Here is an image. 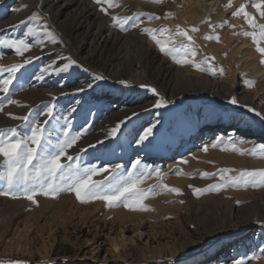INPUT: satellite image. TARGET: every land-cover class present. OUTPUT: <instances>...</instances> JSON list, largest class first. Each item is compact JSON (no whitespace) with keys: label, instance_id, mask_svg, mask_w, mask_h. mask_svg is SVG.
I'll return each instance as SVG.
<instances>
[{"label":"rangeland","instance_id":"rangeland-1","mask_svg":"<svg viewBox=\"0 0 264 264\" xmlns=\"http://www.w3.org/2000/svg\"><path fill=\"white\" fill-rule=\"evenodd\" d=\"M167 1L171 3V7H174V0ZM254 2H259V0H235L233 8L225 19L226 23L230 27H239L244 32L252 33L249 28L250 25L243 14L233 15L243 5L245 11L251 17L256 18L259 15L260 22L264 25V16H261L252 6ZM12 4L10 2L9 7ZM135 4H145L151 8L159 6L157 2L149 0H117L119 12L116 17L125 18V13L128 9L134 8ZM66 10H70L69 6H66ZM149 14L152 17L158 16L159 18L162 15L160 12H149ZM0 16L2 19L6 17L4 14ZM159 18H155L154 23L157 22L160 29L167 28L168 32L170 30V33L166 32L168 36L176 35L177 31H174V27L168 26L170 22H164ZM147 23V25L154 24L153 21ZM121 32V38L116 47L111 43L107 45L105 53L101 57V62L108 61L116 56H124L125 58L128 52H133L132 47L139 46V44L132 43L133 37L127 35L128 29ZM58 35L60 41L70 48V57L78 62V67L88 71L93 76L99 74L105 77L104 80H100L102 83L98 95L108 96L110 95V89L113 90L118 103L117 106L110 103L111 109L113 107V109H117L122 105L124 108L129 107L134 112H145L147 116L149 115L148 112H151L149 119L140 122V124L136 123L138 131L136 130V135L130 139L129 144L128 141H122L123 138L127 139L129 136L130 129H127L121 138H111L104 143L103 147H90V145H96L97 141H103L102 138H99V136H102V129L114 127L113 125L111 127L106 125V120L110 115V112L106 109L107 106L101 107L102 105L98 103L94 108V103L79 97L77 94L72 95L77 85L83 86L85 84L80 75L73 70L75 67L70 69L68 73L44 75L45 78L39 83L28 80L26 83L30 84L26 85L27 89L25 84L19 86L17 83L24 74H27L29 78H33L37 74V70L26 65L25 72L23 71L24 73L21 72V74L18 70L16 73L18 78H15L13 85L10 86V89H14L10 91L15 93L9 92L0 96V105H2L0 129L15 127L23 132L25 122L15 117L40 113L39 118L41 121L44 118L46 119L47 117L43 113L46 111L45 106L52 102L49 97L57 91L65 93L67 89V93H70L73 98L67 96L68 100L63 103L61 100H57L53 104L57 109L54 110V114L60 117H68L69 109L76 108L77 110L71 114L68 121L62 118L60 123L70 122L73 130L88 129L86 134L71 149H68V154L75 156L79 153L81 163L84 166L95 164L99 167H113V164L119 163L122 175H127L128 172L132 171L131 163L134 161V156H136L143 164L158 167L161 172L166 174V178L162 181L163 184L168 185L169 188L181 189L182 195L158 189V192L156 191L154 195L143 202L149 209L148 211L130 210L125 208L123 204L108 207L105 202L100 200L82 203L77 200L72 192L61 193L56 198L37 195L38 204H34L25 198L13 199L10 196L0 195V221L4 214L10 215L11 218L10 224L6 225L5 228L0 227V264H16V262H20V264H125L123 260L113 257L109 252L107 239L108 235L114 236L121 233V229L124 235L133 238L135 243L142 244L146 242L155 250L153 255L130 259L129 264H208L209 259L223 251L224 247L227 254L235 251L234 257L238 258L239 244L250 237L253 239L257 237L259 253L264 255V230L258 231V225L251 221L254 217H257L261 220L259 222H261L264 229V187L234 188L228 186L218 192H205L203 195L194 194L193 191L195 188L206 189L209 185L222 183L219 175H216L222 169L233 170L227 173L228 176L238 175L240 170L264 169V157L258 158L248 152L254 145H264V140L250 142L248 140L251 138L250 136L245 137L246 140L228 137L213 148L211 145L216 143V139L209 136L204 145V138L199 137L195 144L183 147L185 141L182 140L180 135L173 148L168 150L169 152L162 158H157L154 152H160L162 145L167 143L166 140L170 137V131H172L171 123H169V128L159 126L154 130L153 137L150 138L152 143L147 148L135 144L134 140L138 138V134L151 125V120L156 119L155 115L158 112L165 110L172 112L184 105L211 106L209 97L201 94L189 97L179 92L169 95L159 82L135 85L122 84L112 80L114 70L108 71L110 73H103L99 68L86 61L92 48L99 49L105 38L108 37L107 32L95 37L93 47H88L89 44H87L79 51L72 40L63 34ZM250 36L248 35L246 39H251ZM157 57L160 58V54ZM50 63L62 66V60L55 59L52 55L45 60L42 67L45 68ZM1 74L4 78H7L6 71ZM239 77L237 76L235 79L236 87L240 86ZM141 85L156 88L159 96L153 94L150 87H141ZM29 87H32V90L36 93L33 95L28 93L31 90ZM18 88H23L21 95L25 94L27 97L19 95ZM6 96L18 102L15 104L16 106L7 103ZM160 96H163L169 103L163 108H153L152 105ZM58 97H61L60 94ZM38 98H41L40 101L35 106H31L32 102ZM109 101V99L106 100L107 103ZM7 108L9 109L7 110ZM144 109H148V111H144ZM239 114L244 116L246 123L251 127L264 133V125L259 115L256 116L247 109L240 111ZM230 140L236 143V148L240 151L232 150ZM123 145L129 151L127 158L123 157L122 148L124 147H121ZM203 146H208L207 152L202 150ZM192 149L199 150L204 155L197 159L196 163L192 165L193 167H184L180 163L178 164L179 161L190 155ZM241 152L245 154H241ZM2 159L0 157V163H2ZM61 159L62 162L66 160L65 157ZM157 160H159V166H156L155 162ZM191 168L193 169L191 170ZM202 173H209L210 175L203 177ZM105 176H107V173H100L93 176L92 179L103 180ZM158 183H160V180L153 175L145 179L141 187L147 189ZM3 189H5V184L0 182V190ZM180 201H183V203H180ZM58 210H60L59 216L54 214ZM120 213L135 219L130 218L131 222L120 223V219H117ZM137 231H140L142 236L136 237L134 232ZM251 245L250 242L243 243L245 253L253 248ZM60 249H67V252L58 254ZM102 258L105 260L97 262V259ZM231 260L228 259L227 264ZM251 262L250 258L245 259V264H252Z\"/></svg>","mask_w":264,"mask_h":264},{"label":"bare ground","instance_id":"bare-ground-1","mask_svg":"<svg viewBox=\"0 0 264 264\" xmlns=\"http://www.w3.org/2000/svg\"><path fill=\"white\" fill-rule=\"evenodd\" d=\"M149 1L157 2L159 6L151 8L145 4H135L134 8L128 9L125 13L126 17L141 14L140 22L135 27H127L129 31L127 35L133 37L132 43L139 44V46L132 47L133 52H128L125 58L124 56H116L113 59L101 62V57L104 55L107 45L111 43L116 47L121 38L122 32L118 26H113L112 19L119 12L117 0H104L102 7L107 10L106 12L101 11V5H97L95 0H0V15L4 14L6 16L5 19L0 18V40L25 39L33 45L29 52L24 53L23 56H19L13 49L0 44V69L4 70L14 64H23L24 60L31 56V63L26 65L37 70V74L33 78H29L27 74H24L17 83L19 86L25 84V88L27 89L26 85L28 83L26 81L31 80V82L35 83L42 81V79H37V77L43 69L42 65L45 63V60L50 56L54 55L55 59L58 58L65 61L71 54L70 48L64 45L59 37L56 43H53L47 38L45 30L52 31L57 36H59L58 34L65 35L74 42L78 51L87 44H89L88 47H93L95 37L100 36L103 32H107L108 37L105 38L104 42L102 41L103 43L99 49L92 48L91 54L86 61L92 64V66L99 68L103 73H110L108 71L114 70L112 80L117 82L126 81V83L135 85L147 82H159L169 95L179 92L189 97L196 94L209 97L211 106L198 107L196 105H184L176 108L172 112L165 110L155 115L156 119L151 120V124L158 122L157 127L160 126L163 128H167L169 123L172 125L170 137L168 136L169 138L166 140L167 143L162 145L160 152H154L157 158H162L166 155L169 152L168 150L173 148L180 135L182 136V140L185 141L183 147L195 144L199 137L204 138V145L209 136H213L215 139L217 137H233L237 140H246L245 137L250 136L251 138L248 139L250 142L264 140V133L261 130L251 127L246 123L244 116H240L239 114L244 109L248 110L252 108L254 110L251 112L254 115L258 116L257 113H260L259 118L264 125V63H261V60H264V56H261L257 51V43L254 42L252 36H250L251 39H246L247 36L244 35L245 32L242 28H233L226 23L225 19L233 8L235 0H174V7H171V3L167 0ZM10 2L13 3L11 7H9ZM109 4L115 6L110 7ZM66 6H69L70 10H66ZM149 12H160L162 15L159 19L164 20V22H170L168 26L174 27V31H177V26H179L181 30L187 31L193 37L192 42H189L186 37L178 36L177 33L174 36H168L167 33H170V30L163 36L159 34V31L153 33L161 40H173L176 46L185 45L190 50L195 49L196 56L192 57L189 55L188 59L199 63L202 68L206 69L205 71L197 70L192 63L177 64L170 56L159 51V47L150 38V35L143 32V29H160V25L157 22L154 23L156 21L155 17L152 19L148 18L149 16L152 17ZM33 13L36 14L34 19L32 18ZM152 21L154 24L147 25V22ZM254 22L256 27L253 28L250 26V31L256 33L259 46L264 47V38L260 36V26L263 24L260 22L259 15H257ZM192 28L198 30L192 32ZM29 29H32L36 35L29 36ZM206 36L213 38L205 39ZM217 36L219 40L215 38ZM172 46L171 43L168 45V47ZM157 53L160 54V58L157 57ZM25 66L19 69V73L25 70ZM74 67L73 70L80 75V78L85 83L83 86L86 87L87 82L91 80L93 75L77 65ZM208 68L213 69L215 74L207 71ZM49 73L56 74L50 70L49 72H45L44 75ZM237 76H240V86L238 85V87L235 86ZM173 80L176 83H173ZM248 81H253L254 84L249 86ZM94 83L96 85L94 89L77 95L94 103V108H96L98 103L102 105L101 107L107 106L106 109L110 112L106 120L107 126H115L118 122L125 121L117 137H110L108 135L110 129L107 127L105 130L102 129L104 134L102 133V136H99V138H102L103 142L106 143L111 138H121L125 134V130L130 129L127 139H122L123 142L128 141L127 143L129 144L130 139L138 131L136 123L140 124L142 121L145 122L149 119L151 112H148L149 115L147 116L145 112H134L129 107L124 108L122 105L117 107L118 110L113 109L114 107L111 109L112 104L116 105L118 103L115 93L110 89V95H98V90L100 91L99 87L102 82L99 80L94 81ZM79 86L81 85H77V87ZM18 89L19 91L17 92L21 95L23 88ZM29 89L31 90L28 93H32V95L36 93V91L32 90V87H29ZM10 92L15 93L14 91ZM67 92L66 89L65 93ZM62 93L64 92L57 91L52 94L49 97V100L52 101L51 104H54L57 100H61L63 103L68 100V97L73 98V94ZM4 94L0 92V96ZM59 94L61 97H58ZM25 96L27 97V95ZM53 97L56 99L53 100ZM232 97L237 98V104L233 105L229 102ZM40 99L34 100L31 106H35ZM107 99L110 100L108 103L106 102ZM54 110H57L56 107H54ZM133 113H137L138 115L133 116ZM127 117H132L130 122L126 121ZM100 147L103 146L97 145L93 148ZM121 147H124V145ZM128 152L127 148H122L124 158L128 157ZM189 154L182 161H179L178 164L180 163L184 167L192 166L196 163L197 159L204 155L196 149H192ZM137 158L134 156V160ZM158 161L155 162L156 166H159ZM183 161H187V163ZM116 165L120 164L115 163L113 167ZM58 213H60V210L54 214L59 216ZM31 215L33 214L31 213ZM130 218L133 217L120 213L117 219H120L119 222L123 223L130 221ZM251 221L258 225V231L264 230L261 222H259L261 221L260 219L254 217ZM10 223V215L4 214L0 221V227L5 228ZM134 235L136 237L142 236L140 231L134 232ZM107 239L109 252L113 257L123 260L125 264H129L128 261L130 259L153 255L155 253V250L146 242L138 244L135 243L133 238L126 237L122 229L121 233L114 236L108 235ZM244 242H250L252 243L251 246H253L247 253L244 252ZM244 242L239 244L238 257L241 254H246L245 259L250 258L252 264H264V255L260 254L258 250L259 241L257 237L254 239L252 237L247 238ZM66 252L67 249H60L58 254ZM234 255L235 251L227 254V250L224 247L223 251H220L209 259L208 264H227L228 259H232L229 263L232 264L233 259L236 258ZM253 256L255 258H252ZM104 260V258L97 259V262Z\"/></svg>","mask_w":264,"mask_h":264},{"label":"snow or ice","instance_id":"snow-or-ice-1","mask_svg":"<svg viewBox=\"0 0 264 264\" xmlns=\"http://www.w3.org/2000/svg\"><path fill=\"white\" fill-rule=\"evenodd\" d=\"M97 5H101V11H107L102 7L104 0H95ZM110 7L115 5L109 4ZM230 6V5H229ZM252 6L257 12L264 16V0L254 2ZM243 14L247 23L253 28L256 27L255 18L251 17L245 7L242 5L234 16ZM140 15L135 14L133 16L125 17L123 19L113 16V26H118L121 31H125L127 27H135L140 22ZM36 16L33 13L32 18ZM149 19L153 17L149 16ZM155 18H159L158 16ZM223 26V25H221ZM198 29L192 28V32H196ZM159 31V34L163 36L167 29L161 28L159 30L143 29L144 33L150 35V38L159 47V51L165 55L170 56L177 64L192 63L193 66L200 71H205L199 63H196L188 59V56H196L195 49H189L185 45L176 46L173 40H161L157 38V35L153 34ZM29 36L36 35V33L29 29ZM45 35L53 43H56L58 36L52 31L45 30ZM177 35L186 37L189 42H192L193 37L189 35L187 31L181 30L177 26ZM245 36L251 35L254 42L257 43V51L264 56V47L259 46V41L256 38V33H244ZM260 36L264 38V25L260 26ZM211 36H206L205 39H212ZM219 40V37H215ZM172 47H168L169 44ZM0 44L8 46L13 49L19 56H23L24 53L29 52L32 48V43L25 39H7L0 40ZM32 57L29 56L24 60L23 64H14L7 70L0 69V73L7 72V78H4L0 74V92L9 93L10 86L13 85V80L16 77V73L19 69L26 64L31 63ZM264 63V60H261ZM78 62L71 57H67L65 61H62V66L50 63L43 68L37 79H43L44 73L50 70L56 74L68 73L70 69L76 66ZM207 71L213 73V69L208 68ZM222 71V70H221ZM102 75H94L91 80L87 82L85 86H79L75 89V94L83 93L88 90L94 89L96 86L94 81L104 80ZM124 84L126 81H120ZM249 86L254 84L253 81L247 82ZM141 87H150L141 85ZM150 91L159 96L156 88L150 87ZM66 94V93H62ZM56 98L53 97V100ZM5 100L9 104H16L15 100L5 97ZM235 105L238 103L236 97H232L229 101ZM169 103L163 96L155 101L152 105L153 108L159 109L166 107ZM55 105L49 104L45 106V115L47 118L41 121L40 113L36 115H25L22 117H15L25 122V130L21 132L19 129L6 128L0 129V157H2V163H0V182L5 184V189L0 190V195L10 196L13 199L25 198L34 204H38L36 200L37 195H43L45 197L56 198L61 193L72 192L75 194L77 200L82 203H87L95 200L105 202L108 207L119 206L123 204L125 208L130 210L148 211L149 209L143 203L151 195H154L158 189H164L176 195H182V191L179 188H169L168 185L163 184V179L166 178V174L161 172L159 168L152 167L143 164L140 159H136L131 163L132 171L127 175H122L120 171V165L115 167L105 166L99 167L95 164L82 165L81 155L73 156L68 154V149H71L78 140L81 139L83 134L88 131L87 128L81 130H73L70 122L64 124L60 123L63 118L65 121L69 120V117L77 109L70 108L68 117H60L54 114ZM2 110V105H0ZM249 111L254 109L249 108ZM148 111V109H144ZM138 115L133 113V116ZM260 115V113H257ZM132 117H127L126 121L130 122ZM157 123H152L149 127L143 129L138 134V138H135L134 142L138 146L147 148L152 140L154 129L157 127ZM125 124V121L118 122L113 128L110 129L108 135L110 137H117L121 132V126ZM59 125V127H57ZM223 137H217L216 143L211 146L217 147L219 143L223 141ZM233 151H240L236 148L234 141H229ZM97 145L103 146V141H97ZM97 145H90V147H96ZM204 152L208 151V146H204L202 149ZM84 151V150H81ZM248 152L258 158L264 157V145H254ZM241 154H245L241 152ZM62 157H65V162H62ZM187 163V161H183ZM233 171L232 169H222L216 175H219L222 183H216L209 185L206 189L195 188L194 194L203 195L205 192L220 191L221 189L231 186L234 188L239 187H264V169L260 170H240L238 175L228 176L227 173ZM100 173H107V176L103 180H93L92 177L99 175ZM155 175L160 183L150 186L147 189L142 188L141 184L145 179ZM209 173H202L203 177H208ZM227 177V178H226ZM183 203V201H180ZM246 254H241L238 258H234L232 264H245ZM252 258H255L253 256ZM20 264V262H16Z\"/></svg>","mask_w":264,"mask_h":264}]
</instances>
